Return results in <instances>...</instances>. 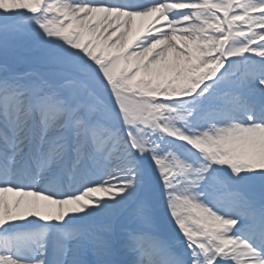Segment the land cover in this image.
Masks as SVG:
<instances>
[{"label": "snow or ice", "instance_id": "snow-or-ice-1", "mask_svg": "<svg viewBox=\"0 0 264 264\" xmlns=\"http://www.w3.org/2000/svg\"><path fill=\"white\" fill-rule=\"evenodd\" d=\"M0 264H264V0H0Z\"/></svg>", "mask_w": 264, "mask_h": 264}]
</instances>
